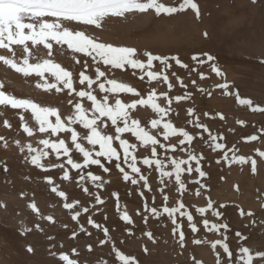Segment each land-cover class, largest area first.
<instances>
[{
    "label": "rangeland",
    "instance_id": "obj_1",
    "mask_svg": "<svg viewBox=\"0 0 264 264\" xmlns=\"http://www.w3.org/2000/svg\"><path fill=\"white\" fill-rule=\"evenodd\" d=\"M160 2L179 7L183 0ZM193 2L198 5L199 18L190 8L159 17L149 11L147 14L129 15L127 20L109 18L102 30L89 31L90 36L100 41L136 48L142 61L146 60L142 53L149 51L154 55L176 56L182 64L187 65L186 68L180 67L170 60L169 66L164 68L159 61H154L152 68L143 73L132 68H109L108 71L110 78H116L140 93L137 97L127 93L117 94L122 102L146 99L151 90L160 97L156 102L167 109L162 117L156 116L147 106L138 105L137 109L130 110V115L139 120L140 127L157 139V156H152L151 145H140L131 133H124L122 138L138 145L132 151L141 170L139 174L132 173L129 164H123L130 176L128 181L123 180V174L114 167L115 162L109 164L100 158L110 169L109 172H104L97 165L72 169L67 164L68 157L61 153L58 158L50 148L44 149L49 156L41 160L47 171L36 167L31 161L27 165L12 160L0 162V187H14L23 192L19 197L10 195L5 201L0 200L7 206L0 208V253L8 260L4 264H64L58 258L60 254L68 255L78 264H120L113 249L135 258L137 264H195L196 260L202 261V264H216L217 255L221 257V264H229L227 254L219 245L216 252L212 250L211 243L216 240L228 246L233 264L242 259L241 247L249 248L253 254L264 252V158L259 155V152H264V112H253L248 105H241L237 100V97L249 99L253 102L252 107L264 108V63L260 62L264 60V0H257L255 4L251 0ZM205 54L214 59L208 61ZM60 59L58 61L65 67L71 63L70 59ZM213 64L224 73L223 76L212 72ZM79 67L76 65L77 70ZM101 70H104L103 65ZM148 70L167 75L171 90L162 81L149 82L146 75ZM200 73L204 74L203 79ZM45 81L54 82V78L47 74L39 82ZM225 82L230 86L228 95H225L224 89L217 87ZM74 87L77 90L85 88L78 81ZM93 89L98 98L104 95L97 85H93ZM47 93L51 95L50 103L54 98H63L57 108L61 116L68 109H74L77 101L91 115L90 102L80 100L75 93L67 95V89L60 93L55 90ZM185 93L189 94L186 99H174L176 96L183 97ZM165 94L167 98H164ZM109 96L110 102H114L111 94ZM152 119L161 120L158 128L152 127ZM164 123H171L174 128L188 132L192 137L191 143L181 144L183 137L169 136L165 139ZM107 125L110 126L111 122L107 121ZM73 128L84 131L80 125H73ZM109 130L114 131V128ZM43 134H48L47 139L51 142H58V138L67 136L66 146L71 143L70 134ZM213 136L217 137L215 141L211 139ZM252 136L257 139H249ZM214 144L222 147L214 149ZM82 146L92 147L87 145L86 140ZM114 146L118 147V142ZM98 150L97 145L93 154ZM189 154L196 159L188 160ZM70 155L75 162L83 163L82 156L74 146ZM145 158L159 159L161 170H156L155 164L144 165L142 161ZM240 158L244 159L243 163ZM173 160L188 161L181 165L182 192L177 190L180 185L176 184L174 174L163 178L160 175V171L174 173ZM253 160L255 173L252 170ZM58 163H63L68 170L69 180L62 179L64 168L53 167ZM189 166L193 169L191 173L187 171ZM197 167L205 173L204 177L195 171ZM90 173L100 176L101 180L92 182L88 179ZM140 175L146 177L147 188ZM49 178L51 185L47 182ZM132 178L137 180V184L131 183ZM201 185L204 187L201 188ZM52 187L63 191L66 200L53 193ZM85 188L88 189L87 193ZM197 192L201 195H197ZM164 195L169 197L167 202ZM97 196L101 203H97ZM209 200L212 208L202 215L198 214L197 209L206 208ZM33 202L40 216L28 207ZM66 202L76 203L72 210H68L63 207ZM179 203L184 207L175 213V219L185 236L183 248L178 243L179 233L173 234L172 220L163 213L164 207H178ZM84 208L88 211L85 212ZM152 209H156L160 215H154ZM77 211L80 214L73 220L71 217ZM213 212L219 213V216H214ZM248 212L253 215L249 217ZM181 213L193 217L192 224L197 229L195 233L186 215ZM122 214H127L131 222L122 220ZM48 215L53 217L51 222L40 218ZM89 219L93 224L88 223ZM205 220L208 221L207 227ZM22 225L31 230L21 235ZM213 225L217 226L215 230ZM105 228L108 230L107 236L103 231ZM237 232L246 239L241 240ZM145 233H151L155 242ZM195 239L208 243L197 245L193 243ZM100 241L105 243L101 244ZM28 247L33 251L28 252ZM252 264H264V259L256 258Z\"/></svg>",
    "mask_w": 264,
    "mask_h": 264
},
{
    "label": "snow or ice",
    "instance_id": "obj_2",
    "mask_svg": "<svg viewBox=\"0 0 264 264\" xmlns=\"http://www.w3.org/2000/svg\"><path fill=\"white\" fill-rule=\"evenodd\" d=\"M253 4L257 0H251ZM190 8L195 12L197 18H199L198 5L193 0H183L179 7L166 6L161 3L160 0H0V65L15 72L21 77L27 79L30 77L38 78V82L35 84V88L44 92H51L55 90L56 93H60L62 90L67 89V95L75 96L80 100L86 99L90 102L91 115L88 114L86 109L82 108L79 101L74 104V111L66 118H62L59 110L52 106L43 105L31 98L17 97L7 91L8 86H12V82L8 81L7 84L0 81V106L10 107L11 109L21 110L19 118L21 121V127L28 136H33L34 131L39 133H49L52 136H56L58 133L70 134L71 143L66 146V136L64 139H59L58 142H51L49 139H40L39 144L44 148H50L57 154L59 158L62 153L65 157H68L67 164L71 165L72 169H81L89 165H97L104 172H109L110 169L102 163L100 158H103L109 164L114 163V167L117 168L122 174V178L125 181L130 179L129 174L125 171L123 164H129L132 173L139 174L140 168L137 167L136 156L133 155V149L138 145L130 143L127 138H122V134L131 133L140 145H151V154L153 157L157 156V139L153 135H150L144 128L140 127L138 119L133 118L130 115V110L137 109V106H147L151 108L152 112L158 117H162V114L167 111L166 108L161 107L156 101L158 98L154 91L150 90L146 99H134L132 102H122L118 98L117 94L127 93L133 97L140 95L132 86L118 81L116 78H110L108 75L109 68L115 70H123L125 68L139 69L141 72H145L146 69H151L154 61H159L160 65L164 68L169 66V61L174 60L180 67L186 68L187 65L181 63L176 56H161L154 55L149 51H144L142 55L146 60L142 61L139 56L138 50L134 47L114 45L112 43L100 41L97 38H93L88 33L91 29H100L104 27V23L109 18H118L127 20L129 15L135 14H147L152 11L155 16L159 17L161 14L171 15L177 12H182L185 9ZM207 36V33L204 34ZM207 60L212 61L214 58L211 55H207ZM57 56H62L65 59H70L69 66H63L57 59ZM197 59V57H193ZM264 63V60L260 61ZM204 63V61H201ZM76 65H79V70L76 69ZM101 65L104 66V70H101ZM212 72L217 76H223L224 73L216 66L211 65ZM54 78V82L45 81L41 83L39 81L44 80L45 74ZM94 73V75L90 74ZM149 82L162 81L168 85L171 90L172 85L169 83L167 75L163 72L154 73L153 71H146ZM175 75V73H173ZM201 79L204 78V74L200 73ZM143 79V75L141 76ZM181 86L184 87L183 82L179 81ZM81 86H85L84 90H77L74 85L77 83ZM195 83V81H193ZM62 87H60V86ZM93 85H97L99 92L103 93L101 97H97L94 94ZM217 87L225 90V95L230 94V86L227 82L217 85ZM201 91H203L201 89ZM111 100L114 102H110ZM188 93L182 96H176L174 99L180 101L188 97ZM210 95V93H209ZM166 97V94L164 96ZM238 103L241 105H248L253 112H264V108L252 107V101L249 99H239ZM71 104L72 101H69ZM24 113H30L31 118L35 121L38 128L33 129L27 125V120ZM3 115V112H0ZM191 115V110H189ZM207 115V114H206ZM50 117H55V121H50ZM222 118V117H221ZM107 121L111 122V125H107ZM161 124L160 119H152L151 125L153 128H158ZM73 125L82 126V132L73 128ZM199 126V125H198ZM4 127H11L7 120L4 121ZM114 128V131L109 129ZM164 137L167 139L169 136H175L177 138L183 137L180 143H191L192 137L188 132L184 130H178L172 126L171 123H164ZM206 130V129H205ZM2 139V138H0ZM213 141L217 137H211ZM249 139L255 140L256 136H252ZM87 142V145L92 147L86 148L82 146V142ZM118 142V147L114 144ZM17 145L21 151H24V146H20L17 141ZM99 146V150L93 154L95 146ZM78 152L82 158L83 163L75 162L71 155L70 150L73 148ZM161 147H164L161 145ZM222 145L214 144L213 148H221ZM29 153H36L31 155V163L38 168H42L47 171L44 165L41 164V160L49 156V153L40 149H34L31 145H27ZM147 150V149H146ZM122 153V155H121ZM259 155L264 158V152H259ZM131 162L129 163V160ZM196 159L193 155L189 154L188 160ZM219 162V161H218ZM240 162L243 163L244 159L240 158ZM144 165L155 164L156 170H161L162 163L159 159H143ZM186 160H173L172 167L174 173L170 171H160L161 178L167 176L171 177L175 175L176 184L180 185L178 191H183V185L181 182V172L183 169L181 165L187 164ZM53 167L64 168L63 163L53 165ZM252 170L255 173V161H252ZM187 171L191 173L192 167L189 166ZM195 171L199 173L201 177L205 176V173L200 170L199 167L195 168ZM140 180L145 181L144 187L147 188L146 177L140 175ZM63 180H69V173L64 168ZM88 179L92 182L101 180L98 175L89 174ZM223 179V178H221ZM50 185L52 180L49 178L47 181ZM133 185L137 184L135 178L131 179ZM198 183V181H197ZM99 186V185H98ZM204 185H201L203 188ZM51 191L58 197L66 200V195L63 191H58L57 187H52ZM84 191L87 193L88 189ZM162 194H163V190ZM113 195H116L113 193ZM197 195H201L197 192ZM164 200L167 202L169 197L164 195ZM97 203L102 201L97 196ZM76 203V202H74ZM74 203H64L63 207L68 210H72ZM7 206L0 202V208H6ZM28 207L37 216H40L39 210L36 204L29 203ZM184 205L179 203L178 207H164L163 213H166L168 218L172 220L174 225L173 234L179 233L178 243L183 248L185 236L180 231V225L176 223L175 213L182 209ZM225 207V205H221ZM264 207V205H262ZM212 208L211 200L208 201L206 208H198L197 213L202 215L205 211ZM87 212L88 209L84 208ZM154 215H160L156 209H152ZM79 211L75 215H72V219L76 220L79 215ZM186 215L189 222V226L193 233L197 231L196 227L192 224L193 217L187 213H181ZM214 216H219V213L213 212ZM243 216L244 213L241 212ZM247 215L251 217L253 213L248 212ZM41 219L52 221L51 215L42 216ZM121 219L125 222H131L127 214H122ZM89 224H93L91 219L88 220ZM205 227H207L208 221H204ZM99 227L98 225H94ZM39 229V225L36 226ZM216 225H213V230L216 229ZM220 227L226 228V225H220ZM27 227L22 225L21 235L30 231ZM83 231V228H81ZM105 236L108 235V230L103 229ZM145 235L153 240L151 233H145ZM241 240L246 239L239 232L236 233ZM52 239V237H49ZM226 239V237H225ZM101 244L105 241H100ZM194 244L208 243L207 241H201L199 239L193 240ZM217 245L223 249V252L227 254L229 264H233L232 254L229 251L228 246L221 240H216L211 243V248L214 252L217 250ZM91 250V246H89ZM28 252H32L33 249L28 247ZM116 254V258L120 261V264H137L135 258L128 257L121 254L118 250L113 249ZM147 253V248L144 249ZM75 254V250H73ZM241 260H237L235 264H252L256 258L264 259V252L251 253L247 247L240 248ZM56 255V253H52ZM64 264H78L77 261L72 260L66 254H60L58 257ZM195 264H202V261L196 260ZM216 264H221V257L216 256Z\"/></svg>",
    "mask_w": 264,
    "mask_h": 264
},
{
    "label": "bare ground",
    "instance_id": "obj_3",
    "mask_svg": "<svg viewBox=\"0 0 264 264\" xmlns=\"http://www.w3.org/2000/svg\"><path fill=\"white\" fill-rule=\"evenodd\" d=\"M60 58H63V57L62 56L56 57L57 60H61ZM45 75H47V73ZM37 80L38 78L36 77H30V78L25 79L21 77L20 75L16 74L15 72H12L11 70L0 65V81L5 82L6 84L8 81L12 82V86L7 87L8 92L12 93L13 95L17 97L31 98L43 105L59 108L60 105L62 104L61 101L63 98L62 99L54 98L53 103H50L49 101L51 99V95L48 94L47 92H44L42 90H38L35 88V84L38 82ZM73 111L74 109L72 108L70 110L68 109L64 114H62L63 118L68 117ZM0 112H3V115H0V138H2L0 139V162H2L3 160H6V162L12 160L13 162L17 164L27 165V162L31 161V155L36 154V153H29L27 145H31L34 149H40V150L45 151L44 149L46 148H44L43 145L39 144V140L47 139L48 134L46 135L43 133H39V131H34L33 136L31 137L28 136L21 127V121L19 118V113L21 112V110L0 106ZM24 115L27 120L26 126H29L33 129L38 128V126L35 124V121L31 118L30 113H24ZM49 119L52 122L55 121V117H50ZM5 120H7L9 124L11 125L10 128L4 127ZM17 141L19 142L20 146H24V151L20 150V147L17 145ZM18 169H21V168H18ZM24 174H25V171H24ZM10 195H15L19 197L23 195V192L20 189H17L14 187H8L6 189L5 187L4 188L0 187V200L4 199L5 201V199L10 198ZM7 261H8L7 259L5 260L2 257V253H0V264H4Z\"/></svg>",
    "mask_w": 264,
    "mask_h": 264
}]
</instances>
